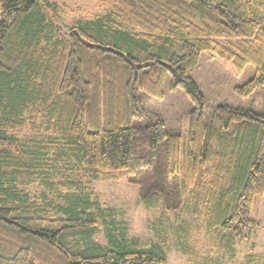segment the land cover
<instances>
[{"label": "trees", "instance_id": "1", "mask_svg": "<svg viewBox=\"0 0 264 264\" xmlns=\"http://www.w3.org/2000/svg\"><path fill=\"white\" fill-rule=\"evenodd\" d=\"M95 1L103 11L64 26L67 2L0 0V264H167L163 244L129 242L91 198L85 178L120 171L146 207L201 210L212 237L244 241L264 195V112L221 104L209 127L191 73L212 52L254 65L239 94L264 87V0ZM168 73L193 103L185 146L162 119L132 124Z\"/></svg>", "mask_w": 264, "mask_h": 264}, {"label": "rangeland", "instance_id": "2", "mask_svg": "<svg viewBox=\"0 0 264 264\" xmlns=\"http://www.w3.org/2000/svg\"><path fill=\"white\" fill-rule=\"evenodd\" d=\"M64 1L69 4V9L61 12V23L64 26L73 25L79 18L86 19L91 14L103 11V7L98 6L95 0ZM214 54L203 53L191 73L205 96L207 125L210 127L217 124L216 107L225 103L264 112V87L249 96H243L235 90L236 86L253 76L254 65L248 64L239 73L231 61ZM170 81L171 75L168 73L164 80L163 98L141 93L147 114L134 118L132 124L146 125L162 119L169 131L181 134L185 146L193 103L182 88H171ZM58 176L66 178L75 175L65 171ZM85 181L91 198L106 210V219L116 228V232H122L129 242L138 245L146 246L153 242L163 244L168 257L167 264H241L245 255L264 252V195L257 198L252 211L256 225L246 228L247 237L240 241L236 237L230 239L227 234L234 237V232L224 230L221 226L214 227L216 229L212 237L207 229L210 228L207 215H203L201 210L197 212L191 208L180 212L163 211L160 206L146 207L139 198V186L129 184L122 171L87 177ZM30 187L39 203L52 204L53 194L47 187L40 182ZM94 237L96 240H105L102 231Z\"/></svg>", "mask_w": 264, "mask_h": 264}, {"label": "crops", "instance_id": "3", "mask_svg": "<svg viewBox=\"0 0 264 264\" xmlns=\"http://www.w3.org/2000/svg\"><path fill=\"white\" fill-rule=\"evenodd\" d=\"M51 1H55V0H51ZM56 2H66V1H64V0H61V1H56ZM164 95H165V93H164Z\"/></svg>", "mask_w": 264, "mask_h": 264}]
</instances>
